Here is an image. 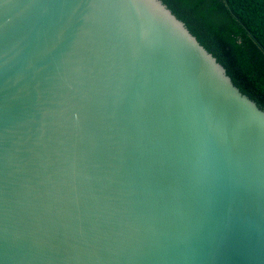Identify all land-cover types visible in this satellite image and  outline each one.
<instances>
[{
  "label": "water",
  "instance_id": "1",
  "mask_svg": "<svg viewBox=\"0 0 264 264\" xmlns=\"http://www.w3.org/2000/svg\"><path fill=\"white\" fill-rule=\"evenodd\" d=\"M0 264H264V109L161 0H0Z\"/></svg>",
  "mask_w": 264,
  "mask_h": 264
},
{
  "label": "trees",
  "instance_id": "2",
  "mask_svg": "<svg viewBox=\"0 0 264 264\" xmlns=\"http://www.w3.org/2000/svg\"><path fill=\"white\" fill-rule=\"evenodd\" d=\"M264 109V0H161Z\"/></svg>",
  "mask_w": 264,
  "mask_h": 264
}]
</instances>
